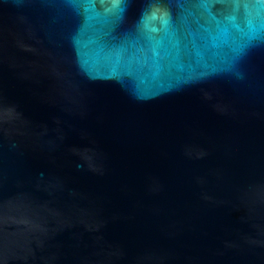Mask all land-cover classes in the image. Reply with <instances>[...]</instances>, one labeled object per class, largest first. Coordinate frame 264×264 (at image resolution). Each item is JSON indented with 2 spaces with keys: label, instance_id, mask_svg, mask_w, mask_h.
Segmentation results:
<instances>
[{
  "label": "water",
  "instance_id": "obj_1",
  "mask_svg": "<svg viewBox=\"0 0 264 264\" xmlns=\"http://www.w3.org/2000/svg\"><path fill=\"white\" fill-rule=\"evenodd\" d=\"M0 264H264V0H0Z\"/></svg>",
  "mask_w": 264,
  "mask_h": 264
},
{
  "label": "snow or ice",
  "instance_id": "obj_2",
  "mask_svg": "<svg viewBox=\"0 0 264 264\" xmlns=\"http://www.w3.org/2000/svg\"><path fill=\"white\" fill-rule=\"evenodd\" d=\"M149 19H155V16L148 18L147 16L145 17V22L147 23ZM164 23H167V21H163Z\"/></svg>",
  "mask_w": 264,
  "mask_h": 264
}]
</instances>
